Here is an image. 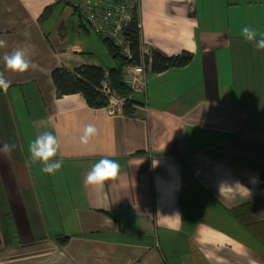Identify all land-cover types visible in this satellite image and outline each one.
Returning a JSON list of instances; mask_svg holds the SVG:
<instances>
[{"label":"crops","instance_id":"1","mask_svg":"<svg viewBox=\"0 0 264 264\" xmlns=\"http://www.w3.org/2000/svg\"><path fill=\"white\" fill-rule=\"evenodd\" d=\"M76 1L98 0H0V148L15 145L0 151V264H264V50L242 36L264 35V0H139L142 53L192 60L144 70L132 117L56 96L53 69L116 66ZM17 49L23 74L3 61ZM45 131L60 143L54 175L29 152ZM102 158L120 171L93 189Z\"/></svg>","mask_w":264,"mask_h":264},{"label":"trees","instance_id":"2","mask_svg":"<svg viewBox=\"0 0 264 264\" xmlns=\"http://www.w3.org/2000/svg\"><path fill=\"white\" fill-rule=\"evenodd\" d=\"M62 3L65 0H55ZM65 3V2H64ZM139 25V10H133V17L123 35L128 43L131 55L130 59L122 56L119 50L109 41H104L108 55L114 60L116 66L112 69H102L92 65H85L68 70L64 67L55 68L51 72V81L55 88L56 96L80 94L86 105L91 109L105 108L107 98L100 92L101 82L107 79L110 89L114 95L123 101L119 113L132 117L135 107L140 104L132 99L133 91L126 86L123 81V68L127 65H142L144 70L149 69L153 74H160L169 69L183 68L190 64L192 55L185 52L177 56L165 57L157 52H152L149 56L141 51ZM2 90H0L1 92ZM142 152L137 155H142ZM264 181V171L260 174Z\"/></svg>","mask_w":264,"mask_h":264},{"label":"clouds","instance_id":"3","mask_svg":"<svg viewBox=\"0 0 264 264\" xmlns=\"http://www.w3.org/2000/svg\"><path fill=\"white\" fill-rule=\"evenodd\" d=\"M243 38L254 45L257 50H264V35L258 38L257 30L250 26H244L242 28ZM7 46V42L0 39V48ZM3 61L8 70L18 73H25L32 67L30 59H26V53L23 49H17L11 54L5 53ZM11 81H9L3 72H0V90L6 94ZM98 134L94 125L88 124L83 131V135L80 137V142L83 145H88L93 137ZM15 148V145H9L5 143L0 151L10 154ZM60 150V143L57 137L49 131H45L30 144L29 152L31 159L34 162H39L42 167L41 171L54 175L59 171L63 165L62 159H56ZM120 171V165L116 160L102 158L95 163L92 169L88 172L85 178V184L91 186L93 189H102L105 186V182L110 180H116Z\"/></svg>","mask_w":264,"mask_h":264},{"label":"built area","instance_id":"4","mask_svg":"<svg viewBox=\"0 0 264 264\" xmlns=\"http://www.w3.org/2000/svg\"><path fill=\"white\" fill-rule=\"evenodd\" d=\"M72 7L100 39L111 42L122 56L131 58L123 33L132 20L133 10L139 9V0L76 1ZM143 73L142 65H127L123 68V81L132 91L142 90ZM100 92L107 98L105 108L111 114L120 112L123 101L114 95L107 79L101 82Z\"/></svg>","mask_w":264,"mask_h":264},{"label":"rangeland","instance_id":"5","mask_svg":"<svg viewBox=\"0 0 264 264\" xmlns=\"http://www.w3.org/2000/svg\"><path fill=\"white\" fill-rule=\"evenodd\" d=\"M252 1V0H251ZM218 3V0H217V2L215 3V4H217ZM246 6L247 5H245V2H241V4H239V9L240 10H245V8H246ZM258 6V5H257ZM256 7V6H255ZM260 7H264V6H260ZM207 7L205 6V4L202 2V4H201V6H200V9H201V11H200V14H199V17H200V19H202L203 18V15H204V12H203V10H205ZM257 8V7H256ZM233 11L235 12V9L233 8ZM253 12L255 13V9H253ZM250 15V14H249ZM243 16H245V13L243 12ZM203 25H207L208 26V24H203ZM209 27H212V26H209Z\"/></svg>","mask_w":264,"mask_h":264}]
</instances>
